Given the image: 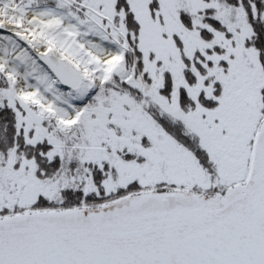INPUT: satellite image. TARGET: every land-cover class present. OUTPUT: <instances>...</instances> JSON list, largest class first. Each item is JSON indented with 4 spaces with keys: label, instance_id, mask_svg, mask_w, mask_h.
<instances>
[{
    "label": "rangeland",
    "instance_id": "1",
    "mask_svg": "<svg viewBox=\"0 0 264 264\" xmlns=\"http://www.w3.org/2000/svg\"><path fill=\"white\" fill-rule=\"evenodd\" d=\"M114 1L84 0L80 1L81 5H76L71 0H65L58 10L65 22L49 20L45 22L41 32V38L50 44L53 43L52 45L71 59L73 64H79L82 70L86 65L83 71L89 79L90 89L77 112L69 102L56 97V90L52 89L48 76L44 75L42 78L40 74H34L35 78L32 76L31 80V75L24 77L34 91L27 94L24 91L18 93L16 85L0 65V72L8 82L11 96L22 102L21 105L26 111V128H34L31 142L46 140L59 151L60 144L65 139L68 143L69 137L79 135L77 144L65 148L66 153H72L73 149H76V159L80 162H95L99 165L105 162L111 166L115 170V178L107 179V190L136 180L143 191L157 189L153 186L156 183H166L163 186L166 189L208 192L216 180L209 179L205 172L203 174L186 149L177 145L154 123L143 109L147 104H151L168 125L180 129L186 136L193 135L215 164L221 161L220 176L223 180H237L240 173L236 153L247 138L249 129L254 128L261 120L260 89L264 85V69L258 54L244 43L250 36L251 29L243 10L218 0H157V17L152 19L146 8L151 0H130L140 25L138 48L142 54L145 77L149 79V85L144 84V76L140 74L136 83L139 90L136 101L126 93L113 90L114 87L104 86L116 85L111 71L115 66L121 65L125 51H130L129 43L115 27L111 26L120 39L102 34L96 27L97 23L88 19L91 15L92 20L96 16L108 21V18L105 20V17H101L93 9L111 18L115 12ZM0 3V29L8 32L5 34L0 31L1 47L16 48L19 44L10 34L13 14L8 7L17 6L11 0ZM87 5L90 8L86 7ZM66 6H73V10L77 7L75 10H81L83 17L69 12ZM181 12H186L190 17L189 27L182 23ZM214 21L221 25V29L216 27ZM201 30L209 33V36L203 37ZM64 34L65 39L69 41H59ZM80 34H95L110 42L115 49L114 56L106 60H93L78 43ZM66 46H73L82 59L67 53ZM181 50L183 58L179 55ZM20 53L18 60L25 64L23 60L25 61L28 51L23 47ZM82 54H85V57ZM194 57L203 68L208 69V74L219 86L217 106L207 111L209 114L199 107L192 113L180 115L176 105L179 87L186 86L192 97L201 89L207 90L210 95L213 91L210 84L206 86L204 77L197 75L194 76L197 79L193 87L186 85L182 77V69L185 66L183 62ZM18 66H21V63ZM164 74L171 81L170 93L166 100L158 94L159 89L164 87ZM125 76L128 74H121L118 79ZM32 81L36 85H33ZM52 90L55 92L52 93ZM70 113L74 116L69 119ZM73 126L76 128L68 137V131ZM48 127L62 138L51 136ZM126 154H133L138 160L124 161L123 155ZM0 163V209L13 203L28 205L38 196L52 197L58 193L65 181L63 174L56 180L41 181L34 176L33 165L27 162L15 164L12 154ZM212 168L213 166L210 167Z\"/></svg>",
    "mask_w": 264,
    "mask_h": 264
},
{
    "label": "water",
    "instance_id": "2",
    "mask_svg": "<svg viewBox=\"0 0 264 264\" xmlns=\"http://www.w3.org/2000/svg\"><path fill=\"white\" fill-rule=\"evenodd\" d=\"M33 58L64 89L86 79L78 73L74 84L77 67L52 50ZM0 264H264V120L241 187L223 196L152 190L2 216Z\"/></svg>",
    "mask_w": 264,
    "mask_h": 264
},
{
    "label": "trees",
    "instance_id": "3",
    "mask_svg": "<svg viewBox=\"0 0 264 264\" xmlns=\"http://www.w3.org/2000/svg\"><path fill=\"white\" fill-rule=\"evenodd\" d=\"M11 1L15 2L17 8H32L37 2V0ZM45 1L48 6L53 7H59L64 3V0ZM218 1L232 7H240L243 10L251 29V34L245 39L244 43L257 52L259 62L264 69V0ZM131 5L132 3L130 0H115V14L111 17V23L123 33L130 46V51H125L122 58V64L127 69L128 76L118 79L112 75V79L116 85L108 86L105 84L104 86L107 88L114 87L120 93H126L128 97L132 96L136 98V94L139 92L137 89L138 84L136 83L140 79V74L144 76L146 83H148V80L147 77H145L146 73L142 65V54L138 48V31L140 26ZM158 8L159 4L157 0H151L147 4V9L151 17H154ZM74 12L83 17L80 10H75ZM90 18L91 15L88 19L96 22L97 27L103 33L113 36L116 39L119 38L111 29L108 22L95 16L93 20ZM180 19L186 27L191 25L190 17L186 12L180 13ZM214 23L217 28L221 29V25L218 22L214 21ZM201 34L203 37L209 36V33L204 30H201ZM184 63L186 68L182 70V75L189 85L195 84L194 74H192L189 69V67L191 68V63L198 75H205V70L195 59H193L192 62L185 61ZM170 82L169 78L165 76L164 87L159 91L161 94L168 96L171 89ZM262 94H264V87L262 89ZM197 100L200 104L207 106L206 103H209L208 106H210L209 101H205L202 98H198ZM21 103L16 102L11 96L8 82L0 72V161L5 160L12 154L15 158V164L20 165L22 162H27L33 165V174L41 181L49 179L56 180L60 174L65 176V181L60 186L56 195L52 197L38 196L28 205H17V203H13L8 207L4 206L0 209V217L8 214L35 210L101 206L142 190L141 185L137 181H132L124 186H116L111 190H107L105 186L107 179L109 177L111 179L115 178V170L111 166L105 162H102L100 165L95 162H80L76 159V149H73L72 153L68 152L69 154L71 153L69 156L65 148L77 144L79 135H73L72 138L69 137L76 126H73V128L68 131V143L67 139H65L64 142L60 144L61 147L59 151H56L55 145L46 140L36 141L34 143L31 142L34 129H26L25 118L27 115ZM194 103L195 102L189 98L187 91L184 88H180L178 93L179 107L182 110L193 109ZM147 109L152 114L156 123L176 142L184 144L187 148L191 149L199 163L204 166L206 156H202V151L196 149L194 141L186 139L180 130L166 125L159 118L158 111L155 110L151 104H148ZM44 122L47 123V120L44 119ZM46 125L47 124H45V126ZM48 131L51 136H57L59 139L62 138L61 135L53 131L52 128L48 127ZM123 158L131 160L133 156L131 154H126L123 155ZM1 164L2 163H0V165ZM162 186L163 184L155 185L157 189H161Z\"/></svg>",
    "mask_w": 264,
    "mask_h": 264
},
{
    "label": "bare ground",
    "instance_id": "4",
    "mask_svg": "<svg viewBox=\"0 0 264 264\" xmlns=\"http://www.w3.org/2000/svg\"><path fill=\"white\" fill-rule=\"evenodd\" d=\"M0 4H2V3H0ZM8 8H9L10 12H12V14H13V18H12L13 25L10 28V31L12 33H10V32L9 33L12 34L13 37H15L17 39V42L19 45L16 48H11L10 46L1 47L2 44H0V65L3 68L5 74L8 75L12 79L14 84L16 85L18 93H23V91H24L27 94V92H33L34 91V89H32V85L30 84V82L24 78L28 75L29 76L31 75L30 76V80H31V79H33L31 77L36 72L33 67H30V63L32 62L34 52L39 53V54H45L46 52L52 50L54 53L57 54V56L62 57L64 59H66L67 61L69 60V58H67L66 55L62 51L58 50L55 46L52 45L53 43L50 44V42L44 41L41 38V34H42L41 32L46 25L45 22H47L49 20H54V19L64 21V18H63V15L60 13V11L56 10L53 7H47L46 6V7H36L33 9H20L17 7L9 6ZM75 29H76V27H75ZM64 32H66V31H64ZM78 33H79V31H78ZM64 36H66V35L65 34L62 35L63 38L60 36L61 40H59V41L64 42L66 40ZM66 41H69V39ZM62 42H59V44H63ZM78 43L82 46V48L84 49V51L86 53L90 54V56L92 57L93 60H96V59L106 60L108 58H111L115 54V49L112 45H110V42L99 38L95 34H88V36H86L84 34H80V39L78 40ZM65 44H66V42H65ZM23 47H25V49L28 51V55L24 58L25 61L23 60V62L26 65L21 64L22 65V67H21V66H18V62L20 61V60H18V58L20 57V54H21L20 52H21ZM66 49H67V53L75 55V56L77 55L76 57L78 59H80V55L75 52V48H73V46L72 47L66 46ZM80 53H81V51H80ZM84 55L85 54H82L83 57H85ZM70 60L68 62L73 64ZM97 62H99V61H97ZM94 63L95 62L93 61V64ZM75 64H73V65L76 66ZM81 65H83V64H81ZM95 65H97V64H95ZM24 66H26V67H24ZM85 66H84V68H85ZM76 67H77V69H76L77 72L72 74V77H71V79H73L74 84L78 83L79 80H81V77L78 75V73L79 74L82 73L84 75V71H83L84 68L82 70L81 69L82 66H80L79 64ZM36 70L38 73L45 71L44 68L41 66ZM101 71H104V70H101ZM115 72L118 75H120L122 73L120 69H115ZM87 73H89V72H87ZM99 73L102 74V72H99ZM90 75H91V73H90ZM98 77H99V74H98ZM95 78H97V77H95ZM95 81H96V79H95ZM32 84H33V81H32ZM33 85H36V83ZM88 89H89V79L87 78L84 80L82 87L80 89L79 88L76 89L74 92H70L67 89H64L62 87H56L55 93H57V95L56 94L55 95H56V97H58L62 101L69 102L71 104V106L74 108V111H76V110L81 109L80 107L85 100V96L87 94ZM50 91H51V89H50ZM44 97L47 100H50L49 97H47V96H44ZM69 115H70L69 119L73 118V116H74L72 113H70Z\"/></svg>",
    "mask_w": 264,
    "mask_h": 264
},
{
    "label": "flooded vegetation",
    "instance_id": "5",
    "mask_svg": "<svg viewBox=\"0 0 264 264\" xmlns=\"http://www.w3.org/2000/svg\"><path fill=\"white\" fill-rule=\"evenodd\" d=\"M214 96H216L215 90H213L211 92V95H210V93L207 90H202V89L199 90L197 93H195V96L194 97H192L189 94V97L192 99L193 102H195L194 103V106L196 105V107H200V108L206 110V112L207 111H210V109L213 108V104L214 103H217V101H215V99H214ZM198 98H202L205 101H209L210 102V106H208L209 103H206L207 106H205L203 104H200L198 102V100H197ZM185 111L192 113L194 111V108L193 109H189V110H185ZM254 129H255V127L252 128V129H249L250 130V131H248L249 133H246L247 134L246 135L247 138H245V140H244V142L242 144L241 149L236 153V156L238 157V160H239V162H238V164H239L238 165L239 166L238 167V172L240 173L239 174L240 177L237 180L231 181V182H226L225 180H223L221 178V176H220V174H221L220 172L222 170V166L219 165V164H221V161L219 163L215 164L216 162L214 163V160L210 157L211 158V161H212L211 162V165L208 167V169L205 168V167H204V169L208 173H212V174H210V176H213V177H211L212 178L211 180H216V183L211 185V188H210L211 190H213L214 192H218V191L220 192V191H222L226 187H238L241 184V182H239V181H241V179L244 177L245 171L247 169L248 155H249V150H250V145H251V141H252ZM176 130H178V128H176ZM187 137H188V140L189 141H191L192 139L195 138L193 135H190V136L187 135ZM197 147L198 148H201L202 151H203V153H204V155H206L209 158L208 154L206 153L205 148L204 147H201L198 142H197ZM212 166H213V168L210 169V167H212ZM232 183H234V184H232Z\"/></svg>",
    "mask_w": 264,
    "mask_h": 264
}]
</instances>
